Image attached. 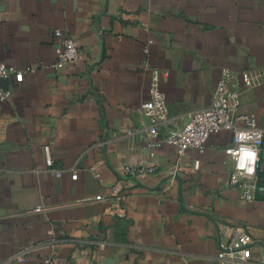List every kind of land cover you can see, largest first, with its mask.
I'll return each instance as SVG.
<instances>
[{"label": "crops", "instance_id": "1", "mask_svg": "<svg viewBox=\"0 0 264 264\" xmlns=\"http://www.w3.org/2000/svg\"><path fill=\"white\" fill-rule=\"evenodd\" d=\"M68 36L82 58L56 70ZM0 63L24 73L0 102V264H230L219 255L241 234L251 241L243 264H264V191L245 201L230 185L232 134L150 157L140 112L153 70L168 108L161 140L224 81L264 148V0H0ZM143 164L155 173L125 179L122 217L94 201Z\"/></svg>", "mask_w": 264, "mask_h": 264}, {"label": "built area", "instance_id": "2", "mask_svg": "<svg viewBox=\"0 0 264 264\" xmlns=\"http://www.w3.org/2000/svg\"><path fill=\"white\" fill-rule=\"evenodd\" d=\"M59 36L58 32H55ZM146 52V51H145ZM56 70L77 63L82 55L76 41L68 36L59 39L55 49ZM23 72L13 67L0 63V102L11 99L12 92L9 81L21 83ZM163 77L159 70L152 71L151 85L149 88L150 100L143 103L140 112L149 121L148 133L152 139L147 143L149 156L153 157L156 147L166 144L172 147L178 157H183L188 150L202 151L212 135L221 132L232 134V143L224 148L226 157L233 164L230 175V185L240 190L245 201H254L264 191V186L258 180L260 166L264 162L263 131L258 126L254 115L239 113L240 90H230L224 81L219 82L212 92L209 106L194 111L187 115L185 123L179 127L167 129L163 140L159 139L160 127L168 121V108L163 93L159 90V83ZM243 88L249 89L252 82L248 73H242ZM241 125H237V122ZM45 162L52 166L50 147H43ZM155 167L150 165H127L123 169L120 181L115 184L110 193L97 196L94 201H104L109 204V212L117 217L124 215L123 201L129 189L127 178L134 181H143L155 173ZM56 176H60V171ZM139 183V182H138ZM35 213L42 211L40 206L33 210ZM251 241L246 234L238 235L220 253L219 258L230 264H243L250 259ZM40 264H53L52 257H48Z\"/></svg>", "mask_w": 264, "mask_h": 264}]
</instances>
